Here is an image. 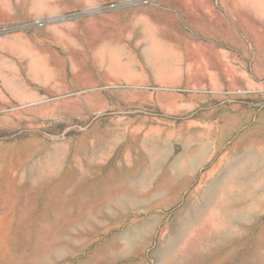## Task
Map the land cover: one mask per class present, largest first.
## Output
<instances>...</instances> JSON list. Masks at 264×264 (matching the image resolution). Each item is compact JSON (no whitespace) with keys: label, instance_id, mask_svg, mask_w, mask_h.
<instances>
[{"label":"rangeland","instance_id":"1","mask_svg":"<svg viewBox=\"0 0 264 264\" xmlns=\"http://www.w3.org/2000/svg\"><path fill=\"white\" fill-rule=\"evenodd\" d=\"M0 264H264V0H0Z\"/></svg>","mask_w":264,"mask_h":264},{"label":"bare ground","instance_id":"2","mask_svg":"<svg viewBox=\"0 0 264 264\" xmlns=\"http://www.w3.org/2000/svg\"><path fill=\"white\" fill-rule=\"evenodd\" d=\"M148 218V217H147Z\"/></svg>","mask_w":264,"mask_h":264}]
</instances>
